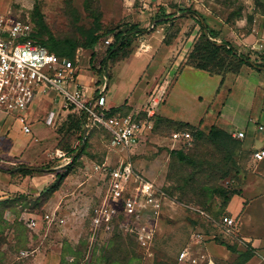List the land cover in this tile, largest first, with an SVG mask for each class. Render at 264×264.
<instances>
[{
  "label": "rangeland",
  "instance_id": "obj_1",
  "mask_svg": "<svg viewBox=\"0 0 264 264\" xmlns=\"http://www.w3.org/2000/svg\"><path fill=\"white\" fill-rule=\"evenodd\" d=\"M253 1L254 4L245 0H204L201 2L198 0L188 6L186 3L181 5L175 3L174 0H162L159 1L160 4L157 1L153 2L152 8L155 6L153 9L157 11L153 15L151 10L148 12L137 9L130 11L124 7L123 0H0V11L23 20H30L37 28H39L37 21L42 16L54 38L59 41L84 42L90 35L100 34V38L94 47L96 53L92 60L93 50L84 46H79L76 49L75 56L78 52L81 53L80 59L83 60V64L89 62L95 72L100 71L106 63L111 74L113 63L104 62L107 49L110 46L106 43L107 39L113 37V41H115L117 32L125 31L131 25L137 24L139 29L128 32L126 36L130 42L129 49L132 56V59L127 63L130 65H122L115 70L110 79L109 88L104 92L107 96L114 95L116 99H120L121 96L125 95L128 86L137 79L138 70L144 60L133 55L143 53L147 45L152 46V48L161 45L165 48L161 54L164 59L166 57L165 60H168L167 62L162 61L161 66L164 69L169 68L175 61L179 60L180 62L187 58L194 48L202 33L199 24L201 18L205 20L206 25L216 28L217 38L207 35L216 43L234 40V35L242 32L243 28L238 26L237 21L244 15H247L248 20L243 31L247 33L246 35H250L254 25V13L263 9L260 0ZM194 12L200 16L195 15ZM156 19L160 20L154 22ZM148 35L149 37L146 39ZM39 37L43 41L48 40V35L43 31ZM162 40H168L170 44L164 45ZM246 40L249 41L247 38ZM170 45L173 46V51L169 50ZM240 48V52L249 54L252 60L263 61L262 55L250 47L242 46ZM180 63L182 65L183 61ZM154 65L156 64H153L146 73L147 77L151 75L150 71L153 70ZM249 69L254 68L249 67ZM259 70H264V67H260ZM234 76L229 75L222 82L221 76L186 66L167 89L165 102L158 108L160 115L192 123L203 118L202 127L206 130L214 124L220 125V119L224 118L237 129H242L249 134L253 124L246 122L250 116L256 113L254 109L257 106L260 111H263L264 87L244 91L243 89L248 86L234 82L240 83L241 80L247 78L246 75H242L243 79ZM76 80L78 81V77ZM86 83L88 82L86 81ZM139 87L135 91L137 96L141 95V88ZM155 91L147 92V96L142 100L138 110L142 112L145 108L150 107L151 101L148 100H151L153 95L156 96L157 90ZM59 113L63 114L61 110ZM66 114L68 115V113H64L62 121L58 120V124L52 128L43 126L39 129L46 134L44 142L48 143L51 152L62 137L65 140L69 139L65 133L64 135L58 133L61 125L66 121ZM0 116L6 118L7 124L15 122L12 132L17 133L20 139L30 136V134L20 133V123L2 109H0ZM173 129L175 128L171 129V127L161 125L154 132L142 137L128 153L112 147L105 132H97L91 135V147L88 151L93 157L84 154L75 168L76 170L82 169L79 174L81 181H86L91 175L97 179L95 181L92 179L91 185L86 182L78 186V177H71V180L74 179V181L69 180L67 192L71 193L69 198L72 199L71 204L74 203V206L70 209H74L75 213L69 216L63 215L62 218L65 219V222L51 227L49 231V234L52 235L51 239L59 240L63 245L64 243L66 245L71 243L75 247L84 240L89 241L88 248L90 249L97 235L101 241L106 238L107 233L95 231L90 220V213L98 204L103 192V183L99 176L93 172L92 166L94 162L118 164L122 159L126 160L129 157L135 170L145 179L153 181L162 188H177L173 194L168 195L169 199L165 201L163 213L158 221L153 254L150 257L142 258L140 264H181L178 259L179 252L195 232H200L206 236L216 234L220 239L224 238L234 245L236 250H245L247 245L241 242L240 237L225 236L222 229L215 227L216 221L211 219V216H217L216 213L223 205L222 196L209 199L204 206L199 203V200H202L198 199L199 194L193 193V191L201 192V187L194 190L191 184V187H184L185 191L188 190V194L187 196L183 195L182 189L178 186L179 180L182 179V182L185 183V179L193 175L195 169L181 163L172 155L171 151L182 149L185 153L198 157V159L206 158V151H209L216 156L218 155L219 159H225L228 168L226 169L227 174L223 177L218 175L214 178V182L230 193L232 190L242 191L245 181L261 162V160H255L253 154L257 146L264 142L259 138L256 140L254 134H245V137L238 138L236 134L239 131L226 130L240 142L236 152H231L232 156L227 157L226 152L217 151L214 147H210L209 144L201 141L191 140L190 142L174 143L171 138ZM71 137V140H74L73 144H76L78 142L77 135ZM1 138L2 134H0ZM60 154L56 153L57 157H47L39 161V166L49 165V162L54 166L65 163L69 157L67 154L62 156ZM203 200L205 201V199ZM0 210H4L3 222L0 223L2 228L0 249L5 254L3 264H35L34 250L41 243L40 232L43 234L49 227L43 218L48 211L40 206H35V202L29 198H22L18 202L0 203ZM26 210H30L34 215L30 217L24 215L23 212ZM32 219L37 222L34 227L29 226ZM68 228L71 231H68ZM212 241L214 240H209V242ZM214 242L220 244L218 240ZM89 249L85 251L83 262L89 256ZM23 251H29V254L24 255ZM239 259L238 253L235 252L232 258L227 261L219 259V264H237ZM73 260L74 258L68 255L64 264H70Z\"/></svg>",
  "mask_w": 264,
  "mask_h": 264
},
{
  "label": "built area",
  "instance_id": "obj_2",
  "mask_svg": "<svg viewBox=\"0 0 264 264\" xmlns=\"http://www.w3.org/2000/svg\"><path fill=\"white\" fill-rule=\"evenodd\" d=\"M156 1L160 4L158 0H123V4L130 11L151 10L154 15L157 11L152 4ZM194 1L198 0H175L180 5L186 3L188 6ZM35 33L30 20L0 11V109L15 116L22 124L24 133L32 132L29 111L43 99L59 104L61 109L68 112L82 113L88 129H104L112 147L127 153L152 131L157 100H151L150 107L142 111L145 113L143 117H140L141 112L133 111L112 114L104 95L107 90L106 75L105 82L98 89L99 94L86 100L76 80L81 53L78 52L74 59L61 57L38 42ZM112 42L113 37L106 41L108 45ZM54 116V112H50L46 123L50 125ZM260 128L263 129V126ZM236 137H245V132L239 131ZM171 138L174 143L190 142L192 135L189 131H176ZM253 155L255 160H263L264 148L256 150ZM92 170L103 183L102 196L90 213L92 227L107 234L117 228L124 235L134 236L143 258L152 256L158 221L165 201L169 199L168 194L139 174L129 157L118 164L94 162ZM43 218L50 225L65 222L57 209L48 211ZM36 225L37 222L32 219L29 226ZM220 226L225 236H236L237 219L234 217L225 215ZM210 239L214 240L215 235L195 232L179 252L180 263L217 264L208 249ZM22 253L26 255L29 251Z\"/></svg>",
  "mask_w": 264,
  "mask_h": 264
},
{
  "label": "crops",
  "instance_id": "obj_3",
  "mask_svg": "<svg viewBox=\"0 0 264 264\" xmlns=\"http://www.w3.org/2000/svg\"><path fill=\"white\" fill-rule=\"evenodd\" d=\"M158 1L161 2L162 0ZM199 1L201 2L204 0ZM245 1H250L254 4L253 0ZM260 1L263 9L254 13V25L252 31L250 32V35H246L247 33H244L243 31L248 20L247 15H244L240 20L237 21L238 26L243 28L242 32L240 34L234 35V40H230V43L235 46L239 50V52L241 51L240 47L242 46L250 47L254 51L260 53L262 55L261 58L264 61V0ZM211 28L217 31L216 28ZM148 37L149 35L146 37V39H148ZM246 38L249 41H247ZM162 42H164V40H162ZM163 44L167 45L165 42ZM164 49L165 48H163L161 45L155 48L147 45L145 47V50H143V53H141L140 55H133L138 59H144L141 68H139L138 70L139 73L137 75V79H135V81L132 82L130 86H128L125 95L121 96L120 99H116L114 95L107 96L106 94H104L106 97L107 106L109 108L118 109L120 107H123V109H131V112H141V110L138 109L140 108L141 102L142 100H144V97L147 96V92H156L155 90H157L156 96L153 95L151 97V100L154 98L158 101L155 111L156 115L157 113L161 114L159 113L158 108L163 102H165L167 89L173 83L174 79L177 78L178 74L183 71V68H185L186 66H190L186 65L187 58L183 57L184 59L180 61H183L182 65L178 60L175 61L173 65L171 64L169 68L164 69L161 66V62L168 61L165 60L166 57L164 59V56L161 54ZM173 49V46L170 45L169 50L173 51ZM130 59H132V56L118 61L115 65H113L111 76H109L106 71H103L102 77L104 78V76L106 75L107 79H109L107 88H109L110 79L115 70L119 69V67H121L122 65L129 66L130 64L127 63ZM153 64L156 65H154L155 67L152 71H150L151 75L147 77L146 73ZM249 67L250 66L248 65H244L240 73L236 75L238 78H242V75L245 74L247 78H244L243 81L241 80L240 83H238L237 81L234 83L242 85L245 84L246 86H248L246 89H243L244 91H250L252 89H256V87H264V70H259L256 68L250 70ZM96 75L97 72L92 69L90 63L88 62L86 64H83V60H81L77 75V86L85 93L86 100H91L96 95L99 87L105 81V78L102 82V77L100 75H97V77ZM229 75L234 76V74L229 73L225 76H218L222 77L223 82ZM86 81L88 83H86ZM138 87L141 88V95L139 96L135 94V91ZM248 94L250 95V93ZM147 108L143 109L146 110ZM60 110L63 112V114L59 113ZM254 110L256 113L250 116L246 122L247 124H253V128L250 130L249 134H245H254L256 140H258L259 138L264 142V106L262 108L263 111H260L258 106ZM47 111L48 113H46ZM50 112H54L55 116L53 122L49 125L46 123V119ZM64 113L69 112L61 109L57 103L52 102L48 99L39 100L29 111V121L32 127V132L30 133V136H26L24 139H20V136H18L17 133L14 134L12 132L15 122L7 124L6 118L0 116V134H2V138L0 139V203L10 202L14 198H17L19 195H26L30 200L36 201L40 199L44 193H46L49 194V197L43 207L45 208V210L49 211L50 209H57L60 217H63V215L69 216L75 213L74 209H70V207L72 208L74 206V203L71 204L72 199L69 198V195L71 193L67 192L68 183H70L69 180H71L73 176H77V181L79 182L78 186H81L86 182L88 184L90 183L91 185L93 181L92 179H94L95 181L97 178L91 175L87 178L86 181H81L79 178L81 176L79 174L82 169L78 168L76 170V168L74 167L68 172L65 178L60 181L57 172H65L66 166L71 164L69 163L71 157H69L70 159L68 158L65 163L58 166H39V161L47 157H57L56 153H61L60 155L66 154L65 151L57 148V145H55L53 151L51 152L49 150L50 148L48 147V143L44 142L46 134L39 130L40 127L43 128V126L52 128L53 126L58 124V120L62 121ZM11 117L15 119L16 122H19L15 116L11 115ZM167 118L170 117L167 116ZM203 120L204 119L201 118L196 123H189L200 125L203 124ZM219 122L220 125L217 126H220L225 130L244 131L242 129H237L236 127H234L233 124L227 119L221 118ZM20 125V133L26 134L22 131L21 123ZM260 126H263V129H261ZM201 128L204 129L202 125ZM262 148H264V143L257 146L256 150ZM23 164L26 167L38 166L43 168L44 170L27 174L17 172L21 168V166H23ZM257 166L258 167L254 170L253 173L249 175V177L245 181L241 193L233 196L227 207L228 215L237 219L236 236L241 238V242L246 243L247 248L245 250L232 251L226 245L224 246L222 244L215 243V240L212 242H208V249L214 256L217 264H219V259L225 261L231 259L235 252L238 253L240 257L237 264H264V159L261 160V162ZM56 167L61 168L58 170H52V168ZM48 170L50 172H47ZM73 181L71 180V182ZM56 184H58V188L52 190V188ZM76 210H78V207H76ZM7 212L12 213L11 211ZM23 214L28 217L34 215L30 210L24 211ZM58 224L59 223H54L51 225L49 224L48 230H46L43 234L40 232L41 243L38 248L34 250L35 264L61 263V251L63 244L59 240L51 239L52 235L49 234L51 227ZM68 231H71V229L68 228ZM249 248L252 249V255L247 261L241 263L240 252H245Z\"/></svg>",
  "mask_w": 264,
  "mask_h": 264
},
{
  "label": "trees",
  "instance_id": "obj_4",
  "mask_svg": "<svg viewBox=\"0 0 264 264\" xmlns=\"http://www.w3.org/2000/svg\"><path fill=\"white\" fill-rule=\"evenodd\" d=\"M185 9H187V11L189 12H192L191 10H188V8ZM194 13L195 15L200 16V14H198L197 12ZM31 23L34 25V28L36 30L34 36L36 37L38 42L45 45L53 53H56L61 57H69L74 59L76 49L79 46H84L87 49L93 50L91 60L94 58L96 53L94 47L100 38V34H92L84 42L59 41L54 38L51 31L45 24L42 16H40L37 21V25L39 28H37V26L32 21ZM199 24L201 26L202 33L200 38L194 45V48L189 53L186 60V65H190L197 69L207 71L210 74H217L222 76H225L228 73L237 75L238 73H240L244 65H248L256 69L264 67V61H258L257 59L252 60L249 54L238 52L237 48L230 42L217 44L206 35L205 30L207 29L209 31V36L212 38H217V32L210 26L204 24L201 20H199ZM136 29H139V27L137 24H134L127 28L125 31H119L115 34V41H113L108 47L104 62L113 63V65H115L118 61L131 56V51L129 49L130 42L128 41V38L126 39V36L128 32ZM42 31L43 33L48 35L49 41H43L40 39L39 35L42 34ZM118 42H121L120 46L116 50L112 51V49L118 44ZM164 42L166 44H170V41L168 40H165ZM103 71H106L108 75L111 76V72L108 70V65L106 63L105 65H103L100 71H97V74L102 77ZM101 79L103 82L104 78L102 77ZM96 94H99V90L96 92ZM118 111L123 114H128L131 112V109H123V107H120L118 109H111L112 114L117 113ZM143 116H145V113L141 112L140 117ZM84 122L85 117L82 113L70 111L66 117V121L58 130L59 134L64 135L65 133V135H67V138L69 139L65 140V138L62 137L60 142L56 146L57 148L65 151L68 157H72L76 150L79 149L75 159L71 162V164L66 166L65 172H57L60 181L65 178V176L70 170H72V168L80 163V158L84 154L93 157V155L88 151L91 147V135L97 132H105L107 138L110 140L108 133L104 129L96 127L91 129L89 128L85 143L82 145V147H80L83 138ZM161 125L171 127V129L175 128L173 129L172 133L176 131H189L192 135V140L201 141L203 143L209 144L210 147H214V149H216L217 151L224 153L226 152L227 157H230V155L232 156V153L236 152V150L239 148L240 142L236 140V138H234L231 133L217 125H212L209 129L206 130L201 128L202 124L194 125L189 122L173 120L158 114L155 116L154 126L150 133L157 130V128H159ZM73 135H77L78 142L76 144H73L74 140H71V136ZM171 153L181 163L187 164L190 167H194L195 169L194 174L185 179V183L182 182V179L179 180L178 186L180 187V189H182V193L184 196H187L188 194V190L185 191L184 187L190 186V184L192 185L194 190H197L201 187V192L193 191V193L196 192L199 194L198 199H202L199 200V203L203 204L204 206H206V203L207 201H209V199H212L216 196H222L223 205L216 213L217 216H211V219L216 221L215 227H218V229L221 230L220 223L222 222L223 217L225 215H228L227 207L231 199L233 198V196L241 193V190H232L230 193H228L227 190H223V188H221L218 184H216V182H214V178L218 175L220 177H223L227 174L226 169L228 168L226 166L227 163L225 159H219L218 155L216 156L214 153L209 151H206V158L204 159H198V157L191 156L185 153V151L182 149L172 150ZM48 164L49 165L42 166H54L53 164H51V162H49ZM17 172L27 174L36 171L30 170L23 164V166H21V168ZM55 188H58V184H56L52 188V190H54ZM163 189L169 195L173 194L177 188L173 187L170 189L164 187ZM48 197L49 194L44 193L40 199L34 201L35 206H40L41 208H43L46 201L48 200ZM22 198L28 197L26 195H19L12 201L18 202ZM181 199L183 198L181 197ZM203 199H205V201ZM1 204H6V202H3ZM3 214L4 210H0V223L3 222ZM1 230L2 228L0 224V233ZM214 235V240H218L220 244L224 246L226 245L232 251L236 250L235 246L227 242L226 239H220L216 234ZM98 237L99 235L95 237L90 246V249L88 248L89 241L85 240L80 242V244L76 247L71 243L67 245L66 243H64L61 251L60 264L66 263L68 255L74 258V260L70 262V264H140V261L144 257L138 247L136 238L131 235H124L120 233L117 228H114L112 231H110L103 241L99 240ZM1 242L2 240H0V245L2 244ZM87 249H89V256L87 260L83 262L85 258V251ZM251 251L252 249L249 248L245 252H240L241 263L247 261L250 258V256L252 255ZM4 256L5 254L0 249V264H3Z\"/></svg>",
  "mask_w": 264,
  "mask_h": 264
},
{
  "label": "water",
  "instance_id": "obj_5",
  "mask_svg": "<svg viewBox=\"0 0 264 264\" xmlns=\"http://www.w3.org/2000/svg\"><path fill=\"white\" fill-rule=\"evenodd\" d=\"M164 18H166V17H164ZM164 18H163V19H164ZM158 20H160V19H156V20H154V22H156V21H158ZM201 21L205 24V20H204L203 18H201ZM205 33H206V35L209 36V31H208L207 29L205 30ZM120 44H121V43L119 42V43H118V44L112 49V51L116 50V49L120 46ZM217 44H223V43H222V42H217ZM108 82H109V79L107 80L106 84H108ZM83 129H84V131H83V138H82V143H81L80 147H82V145L85 143V140H86L87 135H88V128H87V125H86V124L84 125ZM80 147H79V148H80ZM78 151H79V149L76 150V152L74 153V155L71 157L69 163H71V162L75 159L76 155L78 154ZM27 168H29L30 170H33V171H43V170H44L43 168L38 167V166H30V167H27ZM60 168H61V167H56V168H52V170H58V169H60Z\"/></svg>",
  "mask_w": 264,
  "mask_h": 264
}]
</instances>
